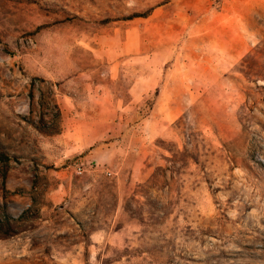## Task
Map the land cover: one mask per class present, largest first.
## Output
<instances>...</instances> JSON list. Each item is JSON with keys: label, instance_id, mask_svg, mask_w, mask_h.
<instances>
[{"label": "rangeland", "instance_id": "1", "mask_svg": "<svg viewBox=\"0 0 264 264\" xmlns=\"http://www.w3.org/2000/svg\"><path fill=\"white\" fill-rule=\"evenodd\" d=\"M0 264H264V0H0Z\"/></svg>", "mask_w": 264, "mask_h": 264}, {"label": "built area", "instance_id": "2", "mask_svg": "<svg viewBox=\"0 0 264 264\" xmlns=\"http://www.w3.org/2000/svg\"><path fill=\"white\" fill-rule=\"evenodd\" d=\"M78 169H79L80 172L82 171V168L81 167H79Z\"/></svg>", "mask_w": 264, "mask_h": 264}]
</instances>
